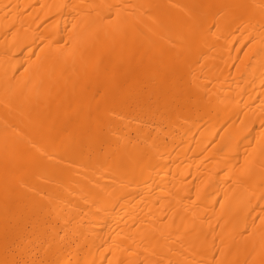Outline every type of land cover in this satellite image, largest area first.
Returning <instances> with one entry per match:
<instances>
[{"label": "bare ground", "instance_id": "1", "mask_svg": "<svg viewBox=\"0 0 264 264\" xmlns=\"http://www.w3.org/2000/svg\"><path fill=\"white\" fill-rule=\"evenodd\" d=\"M0 264H264V0H0Z\"/></svg>", "mask_w": 264, "mask_h": 264}]
</instances>
